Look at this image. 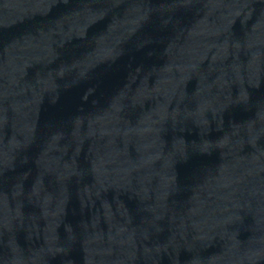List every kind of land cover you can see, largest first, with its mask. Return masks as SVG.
Here are the masks:
<instances>
[{
  "label": "water",
  "instance_id": "water-1",
  "mask_svg": "<svg viewBox=\"0 0 264 264\" xmlns=\"http://www.w3.org/2000/svg\"><path fill=\"white\" fill-rule=\"evenodd\" d=\"M0 264H264V0H0Z\"/></svg>",
  "mask_w": 264,
  "mask_h": 264
}]
</instances>
